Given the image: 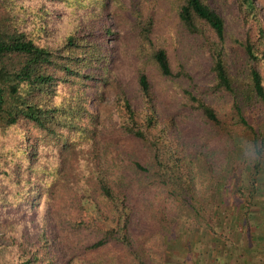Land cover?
<instances>
[{
    "label": "trees",
    "instance_id": "obj_1",
    "mask_svg": "<svg viewBox=\"0 0 264 264\" xmlns=\"http://www.w3.org/2000/svg\"><path fill=\"white\" fill-rule=\"evenodd\" d=\"M161 1L177 22L170 39L155 31ZM114 14L129 40L120 48L135 59L130 94L107 66ZM178 34L198 42L190 62ZM109 89L118 125L105 132L88 102L103 108ZM111 149L116 178L101 159ZM228 193L239 211L219 222L256 223L264 21L255 0H0V264H162L172 226L208 227Z\"/></svg>",
    "mask_w": 264,
    "mask_h": 264
},
{
    "label": "rangeland",
    "instance_id": "obj_2",
    "mask_svg": "<svg viewBox=\"0 0 264 264\" xmlns=\"http://www.w3.org/2000/svg\"><path fill=\"white\" fill-rule=\"evenodd\" d=\"M122 2L123 4L127 5L128 0H122ZM255 4H256V7L258 8L259 19L264 21V0H255ZM155 18L157 19L156 28H155L156 33L158 34L167 33V36L170 39L171 35L175 34L177 31V27H176L177 22L175 19L174 12L170 10L168 4L165 1H161L160 8L157 10L155 14ZM109 23H110V28L112 29V31L117 34L116 35L111 34L108 38L107 43H108V46L111 48V58L108 59L107 66L109 68H113L114 72L119 75L121 82L126 85V91L130 94L134 90V80H133L134 79L133 78L134 67H133L132 62H134L135 59H133V61L131 62L128 59L125 52H123V50L120 48L121 44L126 43L127 41H128L127 42L128 44L129 40L127 37H124L120 34L121 28L123 26L117 22V16L115 14L110 15ZM178 40L180 41L178 47H180L182 50H184L185 53L188 54V57H189L188 62H190L192 59L191 56H195L198 53V45H197L198 42L192 39L188 41L182 34H178ZM178 51H181V50H178ZM168 55L173 65L177 57V53L173 51V47L168 48ZM200 55L203 56V59L206 56L202 52L200 53ZM157 88L159 89V87ZM103 102L105 103V106L103 108L98 107L95 103L94 97L90 96L88 107L92 110L94 109L98 111L97 113L99 115V121L101 122L102 127L104 128L106 132L110 128L116 127L118 125V116L116 112L117 108L115 104L113 103L112 90L109 89L107 91V93L103 97ZM115 153H116L115 150L111 149L109 152H106L105 154H102L101 156L103 167L107 169V171L109 172L112 178H116L119 176L118 169L116 166V161L115 159H113V157L115 156ZM243 169H244V172L249 171V169H251L250 164L247 163L245 165V168ZM200 186L201 184L199 182L195 183V191L197 195L200 193ZM231 201H232L231 195H229V193L226 194V197L224 198V201H223L225 205L223 204V206H221V210L219 209L218 218L215 217L214 219H211V218L208 219L206 222L209 225V226L207 225L208 227H205V225L200 223L199 226H202L206 228L207 230L199 227L198 225L188 226L186 223L184 224V226L183 225L182 226L173 225L172 231H173L174 238L172 239H174V241H172V245L166 246V249L164 250L163 257H162V261H163L162 264H176V262H178V259L182 258V255L177 253V247H178L177 241L180 240V242L182 243L185 239L188 238V236L196 235L198 231L192 232L193 229L198 227L197 229L199 231H201L202 229L206 230L208 233L210 231L209 233L210 235H212L211 233L213 231H216V233H220L222 229L219 228L216 223H220L219 220H221V218L222 220L229 218L230 214L232 213L238 214L239 210H236V209L233 210L232 206H228L227 203H231ZM214 207H218L216 203L213 205V208ZM227 207H229L230 212L226 211L227 217H224L225 210ZM215 214L217 216V211ZM185 228L189 229V231H185ZM209 229H212V230H209ZM197 237H198V234H197ZM76 264H79V263H76Z\"/></svg>",
    "mask_w": 264,
    "mask_h": 264
},
{
    "label": "crops",
    "instance_id": "obj_3",
    "mask_svg": "<svg viewBox=\"0 0 264 264\" xmlns=\"http://www.w3.org/2000/svg\"><path fill=\"white\" fill-rule=\"evenodd\" d=\"M259 215L256 223H216L226 231H213L212 235L207 229H193L198 237L196 234L182 243L177 241V253L182 258L176 264H264V208Z\"/></svg>",
    "mask_w": 264,
    "mask_h": 264
}]
</instances>
